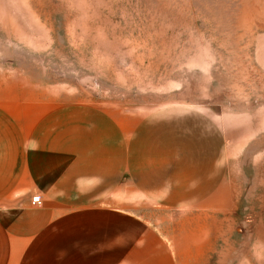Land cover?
<instances>
[{
    "label": "rangeland",
    "instance_id": "rangeland-1",
    "mask_svg": "<svg viewBox=\"0 0 264 264\" xmlns=\"http://www.w3.org/2000/svg\"><path fill=\"white\" fill-rule=\"evenodd\" d=\"M155 139L167 180L150 193L125 167ZM1 141L3 186L48 159L86 172L81 200L38 184L8 198L14 213L63 203L20 264H78L84 220L105 225L89 264H264V0H0ZM188 162L200 185L175 198ZM108 204L161 244L107 230L129 223L93 217Z\"/></svg>",
    "mask_w": 264,
    "mask_h": 264
},
{
    "label": "crops",
    "instance_id": "crops-1",
    "mask_svg": "<svg viewBox=\"0 0 264 264\" xmlns=\"http://www.w3.org/2000/svg\"><path fill=\"white\" fill-rule=\"evenodd\" d=\"M146 127L147 125L144 124L143 129H146L145 131H149L148 127ZM161 144V140L159 141L158 139H155L152 147L149 148L147 146L145 149V151H148L149 155L144 153V157L142 159L131 160V165L128 163V166L125 167L131 177L133 174H142L144 176V178L139 181V185L143 190H146L150 193H153V191L156 193V190H165L162 184H165L166 178L161 172L163 170L160 167H165L168 163L167 161L163 159L161 160V158H159V149ZM0 150L2 151L0 152V156H2L0 158V264H20L24 255H22L23 252L19 246H23L25 244L24 241L28 240L27 238L30 237H28L29 234L32 237V235L37 232V230H39L41 227L46 228L56 216L62 213L63 209L59 207L63 206V203L59 202L60 199H55L52 202L49 201V203H45V206H47L46 209L43 211H38V209L41 208L43 204H41V206L39 205V207L33 206L32 202L30 201L27 210L14 213L9 211L10 207L8 206V198H11V195L17 189H31L34 187L38 188V185H41L42 189L44 190H51L54 193H62L64 200H68L73 197H79L81 200L87 196V180H83L82 178L86 175V172L77 173L78 171L75 170V167L73 169L70 168V170H66V165L62 164L64 158H61L59 161L48 159L46 160L47 163L46 161H43L41 164L33 165V172L31 171V176H33L35 179L34 181L31 180L30 182H24L23 178H28L29 175H25V171L22 170L23 173L20 176H16L17 174H9L13 176V179L8 182L6 180L12 176L4 179V181H6V185L3 186V141L0 142ZM59 150L61 149L59 148ZM136 163L139 165L137 166ZM112 164L115 163L112 162ZM117 165L119 164L117 163ZM192 166L193 165L188 162V165L186 164V167L181 174L182 178H180L179 181L178 179L174 178L171 180L173 185L172 190L174 191L175 198H190L191 190H188V188L192 181H195L196 185L199 187L200 184L198 179L200 174H198V171ZM66 173L69 176H66ZM214 173L217 174L216 168ZM204 179L205 178L203 177V182ZM177 182H179V186H177ZM65 205L66 204H64V207ZM108 205L109 207L106 208H95V211L92 212L95 214L93 217H97L100 212H104L108 214V216H114L116 219L120 216L125 217L127 220H129V223L124 224L123 226H119V223L115 224L116 222L111 223L109 224L111 227L108 226L109 228L107 230H116L118 232L122 231L125 233L140 231L145 238L147 237L149 240L155 241L158 245L161 244V240L155 233V230L152 227L150 228L147 223L136 222L140 218H138V216H136L134 213L127 209L120 210L116 208V205ZM78 214L80 217H87L86 210H83ZM85 222L86 221L84 220L83 222L79 223L80 257L78 264H89L88 248L93 246L97 248L104 244L106 240L105 234L103 235L102 233L104 231L103 227L105 226L103 223H95L93 226H88L87 223L84 224ZM48 229L50 230L51 228ZM10 230L13 233L9 236L7 232ZM25 232L27 237L24 236ZM20 235H22V237H20ZM116 236H118V233ZM110 237L113 239V234ZM12 240H15L14 244ZM9 242L10 246L12 245V247L19 248L16 251L12 250L13 253L10 255L8 254ZM69 245L70 244L67 246ZM102 262V260H99L98 255L91 256L90 258V264H100ZM116 262L123 263L125 261L117 260ZM69 264H72V262L69 261Z\"/></svg>",
    "mask_w": 264,
    "mask_h": 264
},
{
    "label": "built area",
    "instance_id": "built-area-1",
    "mask_svg": "<svg viewBox=\"0 0 264 264\" xmlns=\"http://www.w3.org/2000/svg\"><path fill=\"white\" fill-rule=\"evenodd\" d=\"M42 203V200L39 196H35L32 198V204L35 205V206H39L41 205Z\"/></svg>",
    "mask_w": 264,
    "mask_h": 264
}]
</instances>
